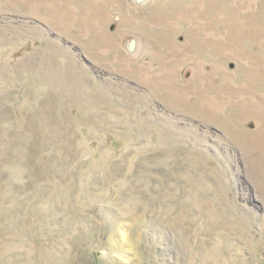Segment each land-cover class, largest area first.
I'll return each instance as SVG.
<instances>
[{
    "label": "rangeland",
    "instance_id": "rangeland-1",
    "mask_svg": "<svg viewBox=\"0 0 264 264\" xmlns=\"http://www.w3.org/2000/svg\"><path fill=\"white\" fill-rule=\"evenodd\" d=\"M0 264H264V0H0Z\"/></svg>",
    "mask_w": 264,
    "mask_h": 264
},
{
    "label": "bare ground",
    "instance_id": "bare-ground-1",
    "mask_svg": "<svg viewBox=\"0 0 264 264\" xmlns=\"http://www.w3.org/2000/svg\"><path fill=\"white\" fill-rule=\"evenodd\" d=\"M236 29H239V28H237L236 27ZM258 38H256V40H257ZM193 40V39H192ZM199 87H204L205 88V84H204V82H201L200 83V86ZM199 87H198V89H199ZM236 88V87H235ZM243 91H246L245 89H239V90H237V92L236 93H241V92H243ZM186 93V92H185ZM199 95V94H198ZM249 101V100H248ZM262 112V111H261ZM238 138H240V137H238Z\"/></svg>",
    "mask_w": 264,
    "mask_h": 264
}]
</instances>
